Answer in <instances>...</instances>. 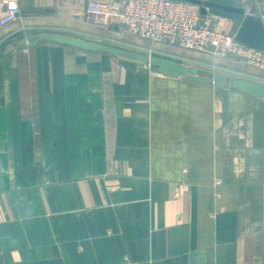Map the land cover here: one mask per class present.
Listing matches in <instances>:
<instances>
[{
  "label": "crops",
  "instance_id": "crops-1",
  "mask_svg": "<svg viewBox=\"0 0 264 264\" xmlns=\"http://www.w3.org/2000/svg\"><path fill=\"white\" fill-rule=\"evenodd\" d=\"M91 1L19 0L0 29V264H264V99L52 42L3 54L28 33L101 37ZM202 1L264 22V0ZM203 17L233 35L244 19Z\"/></svg>",
  "mask_w": 264,
  "mask_h": 264
},
{
  "label": "built area",
  "instance_id": "built-area-1",
  "mask_svg": "<svg viewBox=\"0 0 264 264\" xmlns=\"http://www.w3.org/2000/svg\"><path fill=\"white\" fill-rule=\"evenodd\" d=\"M19 0H0V29L16 21ZM87 20L92 24L119 23L152 43L178 46L200 53L232 56L264 69V52L250 49L235 35L211 26L200 8L179 0L91 1Z\"/></svg>",
  "mask_w": 264,
  "mask_h": 264
},
{
  "label": "water",
  "instance_id": "water-1",
  "mask_svg": "<svg viewBox=\"0 0 264 264\" xmlns=\"http://www.w3.org/2000/svg\"><path fill=\"white\" fill-rule=\"evenodd\" d=\"M179 1L189 2L199 6L202 16L208 15L209 10H218L243 15L244 19L234 36L235 40L250 49L264 52V22L259 16L247 14L243 9L238 7L210 1ZM41 41L65 45L86 52L102 53L117 58L135 61L144 67H148L153 73L172 78L186 77L203 84L213 85L218 89L239 91L259 99H264V84L258 82L235 77H227L220 73L204 71L202 69L190 67L178 61L164 57L151 56L140 51L128 50L122 47L111 46L100 42H93L64 33H28L5 45L2 48V52L4 55H9L16 50L33 47Z\"/></svg>",
  "mask_w": 264,
  "mask_h": 264
},
{
  "label": "rangeland",
  "instance_id": "rangeland-1",
  "mask_svg": "<svg viewBox=\"0 0 264 264\" xmlns=\"http://www.w3.org/2000/svg\"><path fill=\"white\" fill-rule=\"evenodd\" d=\"M212 27L215 28H219L220 30L223 31H227L228 33H231L230 28H225L224 24H219V22H212L211 24ZM105 28L100 29L99 33H102L101 37H95L92 39H89V41H93V42H100V43H104L107 45H111V46H118V47H122L128 50H135V51H140L143 53H146L148 55H153V56H158L155 53H149V51L147 52L146 48L150 46H153L151 43V41L143 39L142 37H140L139 35H137L134 31L130 30L128 27L121 25L119 23H113V24H108L104 26ZM123 36V38H122ZM181 48V47H179ZM181 51L184 53V55H188L190 57V60L192 58L197 59L199 56L200 52H196V51H192V50H188V49H183L181 48ZM217 56V55H215ZM161 57V56H160ZM217 57H221V56H217ZM186 61L190 63V65H192L195 68H199L201 67L199 63L193 62L191 61ZM242 61V62H241ZM241 61H235V65H239L238 67H240L241 71L239 73H235L233 74L232 72L228 71L226 73H228V75L230 77H237V78H245L248 77V75L245 74V72H249L250 71H254V72H258V71H262L264 69L258 68V67H254V66H250L248 65L245 61L241 60ZM183 64V63H182ZM202 69L204 71H210L207 68H199ZM213 71V70H212Z\"/></svg>",
  "mask_w": 264,
  "mask_h": 264
},
{
  "label": "bare ground",
  "instance_id": "bare-ground-1",
  "mask_svg": "<svg viewBox=\"0 0 264 264\" xmlns=\"http://www.w3.org/2000/svg\"><path fill=\"white\" fill-rule=\"evenodd\" d=\"M122 38H123V36H122Z\"/></svg>",
  "mask_w": 264,
  "mask_h": 264
}]
</instances>
